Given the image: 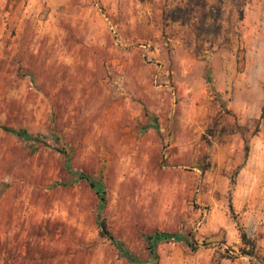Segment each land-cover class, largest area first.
Returning <instances> with one entry per match:
<instances>
[{"label": "rangeland", "instance_id": "374dc122", "mask_svg": "<svg viewBox=\"0 0 264 264\" xmlns=\"http://www.w3.org/2000/svg\"><path fill=\"white\" fill-rule=\"evenodd\" d=\"M2 126L0 264H264V0H0Z\"/></svg>", "mask_w": 264, "mask_h": 264}, {"label": "trees", "instance_id": "16d2710c", "mask_svg": "<svg viewBox=\"0 0 264 264\" xmlns=\"http://www.w3.org/2000/svg\"><path fill=\"white\" fill-rule=\"evenodd\" d=\"M181 12H183V10H181V8H178L176 10L168 12L167 17L172 21H176L181 18V16H179L177 13H181ZM0 129L28 141H39L38 138L28 134L23 129L13 130L3 126L0 127ZM70 173L74 175L77 179L85 181L100 197V200L104 202L102 188L97 184V182L91 176L83 173H74V172H70ZM97 221H98V226L101 230L100 232L101 236L107 238L122 257L126 258L129 262H136L137 261L136 257L107 230L105 224L100 220ZM145 241L148 244L149 251L154 255L156 254V246L162 242H168V241H184L190 248L195 249L194 243L187 236H183L176 233L155 231L153 234L146 236Z\"/></svg>", "mask_w": 264, "mask_h": 264}, {"label": "crops", "instance_id": "0c3cea01", "mask_svg": "<svg viewBox=\"0 0 264 264\" xmlns=\"http://www.w3.org/2000/svg\"><path fill=\"white\" fill-rule=\"evenodd\" d=\"M213 60H214V58H213Z\"/></svg>", "mask_w": 264, "mask_h": 264}]
</instances>
